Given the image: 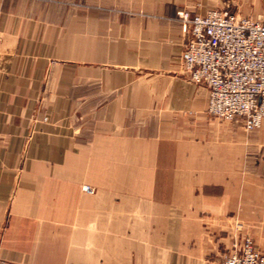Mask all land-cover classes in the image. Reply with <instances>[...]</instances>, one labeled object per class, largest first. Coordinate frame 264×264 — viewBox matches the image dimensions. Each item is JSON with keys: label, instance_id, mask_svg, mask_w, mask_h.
Returning a JSON list of instances; mask_svg holds the SVG:
<instances>
[{"label": "crops", "instance_id": "0c3cea01", "mask_svg": "<svg viewBox=\"0 0 264 264\" xmlns=\"http://www.w3.org/2000/svg\"><path fill=\"white\" fill-rule=\"evenodd\" d=\"M238 1L0 0V264L264 252V121L213 117L181 69L178 12L264 17Z\"/></svg>", "mask_w": 264, "mask_h": 264}, {"label": "built area", "instance_id": "2783aa9c", "mask_svg": "<svg viewBox=\"0 0 264 264\" xmlns=\"http://www.w3.org/2000/svg\"><path fill=\"white\" fill-rule=\"evenodd\" d=\"M184 45L183 74L209 91V113L241 121L247 131L264 121V18L214 9L205 15L178 12ZM85 191L93 193L90 187ZM221 264H264V253L250 237L235 244Z\"/></svg>", "mask_w": 264, "mask_h": 264}, {"label": "rangeland", "instance_id": "374dc122", "mask_svg": "<svg viewBox=\"0 0 264 264\" xmlns=\"http://www.w3.org/2000/svg\"><path fill=\"white\" fill-rule=\"evenodd\" d=\"M241 3H240V0L238 1V4H235V6H236V8H239L240 9V5ZM73 7H76V6H79L80 5V3H79V1H73L72 2V4H71ZM241 10V9H240ZM240 12V11H239ZM240 16H244V17H249V18H253V19H263L264 17H261V18H255V17H252V16H248V15H245V14H243V13H238ZM182 69V68H181ZM182 71H183V69H182ZM261 250V249H260ZM264 253V252H263ZM227 255V254H226ZM226 255H223V256H219L218 258V260H215L214 262V264H221L222 263V261H223V259L225 258V256Z\"/></svg>", "mask_w": 264, "mask_h": 264}]
</instances>
